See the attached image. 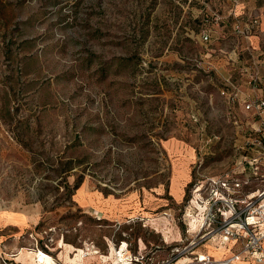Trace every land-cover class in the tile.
<instances>
[{
	"label": "rangeland",
	"instance_id": "obj_1",
	"mask_svg": "<svg viewBox=\"0 0 264 264\" xmlns=\"http://www.w3.org/2000/svg\"><path fill=\"white\" fill-rule=\"evenodd\" d=\"M211 2L0 0V264L39 249L171 264L214 247L207 179L235 167L245 130L221 89L231 75L264 96V50Z\"/></svg>",
	"mask_w": 264,
	"mask_h": 264
},
{
	"label": "built area",
	"instance_id": "obj_2",
	"mask_svg": "<svg viewBox=\"0 0 264 264\" xmlns=\"http://www.w3.org/2000/svg\"><path fill=\"white\" fill-rule=\"evenodd\" d=\"M197 1L207 5L208 0ZM232 1L236 4L239 0ZM226 15L233 18L234 30L238 35L249 39L257 33L260 23L257 14L244 18L231 8ZM215 18L223 21L224 17L216 12ZM209 37V33L204 32L203 39L209 40ZM231 53L237 55L235 49ZM252 71L248 82L255 86L259 72L257 67ZM224 87L221 94L230 105L229 108L242 103L248 113L243 116L244 120L255 122V126L245 128L242 133L237 147L241 154L235 167L207 179L208 192L205 199L208 218L213 227L205 231L201 238L220 244L240 241L241 250L223 259L214 258L208 253H196L187 264H235L241 253L256 263L264 264V96L243 94L240 85L232 81L224 83ZM251 187L254 188L248 190Z\"/></svg>",
	"mask_w": 264,
	"mask_h": 264
},
{
	"label": "crops",
	"instance_id": "obj_3",
	"mask_svg": "<svg viewBox=\"0 0 264 264\" xmlns=\"http://www.w3.org/2000/svg\"><path fill=\"white\" fill-rule=\"evenodd\" d=\"M211 5L213 6V8H215L219 11H222V13H224V14L226 12H228V10L233 8L237 15L244 17V18L246 16L251 15V14H257L259 16V19H260L258 31L256 34H253L252 36H250L249 39L245 40V43H244L242 48L247 49L252 54L253 58L255 55L259 56L260 53L263 52L264 45L262 43V40L264 38V0H239L236 4H234L232 0H212ZM230 18L233 19L232 17H230ZM240 50H241V48L239 49V52H240ZM229 54H230L229 55L230 58H237L238 57V55H233L231 52ZM255 60L257 61V59H255ZM233 64H234V62H233ZM237 65L238 64H236L232 68H234V70H236V67L238 68ZM258 65H254V67L258 68ZM250 67H247V68L243 67V68L249 69L247 71H248V73H250L251 72L250 69H252V70L254 69L253 67L252 68H250ZM229 81L237 83V80L235 81V77H233L231 75H230V77L225 79V84ZM249 93H251L250 89H249ZM251 95H253V93H251ZM236 107H238L239 111L242 112L241 115H239L240 117L248 114L244 110L242 103H238L236 105ZM234 110L236 113V111H237L236 108H234ZM253 126H255V122L245 121V126H243V127L248 129V128H251ZM242 131H244V130H242ZM241 137H242V134H241ZM189 178H190V175H188V173L186 172L179 179H175V180L178 182V181H180V179L189 180ZM21 224H22V222L20 221V219H18V221H16V220L10 221V222L5 223V225H2V226L11 225V226L16 228V227H19ZM17 229H19V228H17ZM213 243H214V247L211 245H205L203 248V251H201V252L208 253L212 257L217 258V259H223L225 257H229V256L233 255L234 253H238L241 250L240 241H230L226 244H220L218 242H213ZM196 253H199V252L194 250V254H196ZM21 256H22V254H21ZM189 261H190V259L185 260L183 258H180L176 262L171 263V264H187ZM48 262H47V264H56V263H53L50 261H48ZM35 264H36V262H35ZM235 264H260V263H256L252 258L241 253L238 256V259L235 262Z\"/></svg>",
	"mask_w": 264,
	"mask_h": 264
},
{
	"label": "bare ground",
	"instance_id": "obj_4",
	"mask_svg": "<svg viewBox=\"0 0 264 264\" xmlns=\"http://www.w3.org/2000/svg\"><path fill=\"white\" fill-rule=\"evenodd\" d=\"M199 190H200V189L197 188V191H194V193H195V199H196L197 203H200L199 200H198V198H197V195L199 196V193H198ZM204 208H206V206H205ZM199 220H200V222L203 224L205 218H204V217H201ZM26 250H27V249H26ZM33 251H34V250H33ZM82 251H84V250L82 249ZM120 251H121V250H120ZM120 251H119V252H120ZM27 253H30V252L27 250ZM83 253H84V252L81 253L82 256H83ZM33 254H34V260H35L36 264H47V262L50 261L49 259H51V256H50V255L46 254L45 252H43V251L40 250V249H39V250H36ZM30 255H31V254H30ZM31 257H32V256H31ZM120 257H121V260H122V258H123V256H122V252H120ZM81 259H82V257H81ZM52 262H53V261H52ZM48 263H49V262H48ZM53 263H54V262H53ZM81 264H85L84 259L81 260Z\"/></svg>",
	"mask_w": 264,
	"mask_h": 264
}]
</instances>
